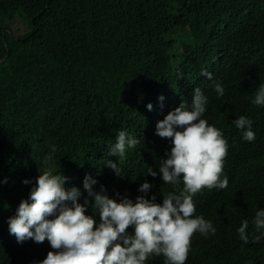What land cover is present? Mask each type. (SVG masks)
I'll return each mask as SVG.
<instances>
[{
	"label": "trees",
	"instance_id": "16d2710c",
	"mask_svg": "<svg viewBox=\"0 0 264 264\" xmlns=\"http://www.w3.org/2000/svg\"><path fill=\"white\" fill-rule=\"evenodd\" d=\"M18 17L29 28L16 31ZM204 71L221 83L223 96ZM261 83L264 0H0V264H33L52 250L47 239L18 242L9 231L49 155L54 173L67 177L65 187H78L79 201L88 200L97 226L94 198L84 189L88 175L96 191L118 202L125 195L135 200L145 180L153 185L148 198L161 204L163 194L182 188L147 169L158 171L172 146L156 134L157 122L190 103L196 87L208 98L202 118L228 142V186L193 197L195 215L216 232L194 234L186 264H241L251 253L237 231L245 219L249 238L263 239L255 252L261 260L251 264H264V229L257 232L249 220L264 209V106L252 104ZM241 115L252 120L254 141L233 123ZM120 130L140 141L123 163L109 155ZM107 160L117 161L120 175Z\"/></svg>",
	"mask_w": 264,
	"mask_h": 264
},
{
	"label": "clouds",
	"instance_id": "9594fccd",
	"mask_svg": "<svg viewBox=\"0 0 264 264\" xmlns=\"http://www.w3.org/2000/svg\"><path fill=\"white\" fill-rule=\"evenodd\" d=\"M202 74L212 80L214 90L223 96L224 88L213 80L212 73L204 71ZM160 99L163 100V96ZM207 101L201 88L196 87L190 103L183 101L156 124V134L169 138L172 146L166 153L167 158H161L158 171L150 166L147 174L160 175L164 184H183L177 191L163 194L162 204L156 202L155 195L148 198L153 185L147 180L140 185L141 195L135 200L125 195L118 202L103 190L96 191L93 185L97 181L88 175L84 189L94 198L95 210L99 213L97 226L96 218L86 212L88 200L79 201L80 189L76 186L67 189V177L61 172L54 173V165L48 164L53 156L45 157V167L40 168L41 174L29 199L23 200L17 214L9 219L10 234L18 242L49 241L52 250L42 261L38 256L33 258V264H148L150 256L161 255L165 258L164 264H186L194 234L199 232L207 237L216 232L211 221L195 215L193 197L205 188L228 186V178L223 173L228 142L220 129L202 118ZM252 104L264 106V83L254 93ZM147 107L152 110L153 105L149 103ZM233 123L241 130L245 141H254L251 119L241 115ZM139 143L137 138L120 130L109 155L117 156L123 163L126 150L136 148ZM56 150L52 146L51 153ZM105 164L117 175L121 174L117 161L107 160ZM257 210L255 217L252 215L249 220L254 219L255 230L259 232L264 229V209ZM130 227H134V234L128 232ZM248 227L245 219L237 230L242 244H246L242 250L245 254L251 252L240 259L241 264H251L253 258L261 260L255 252L263 239L256 234L249 238ZM46 247L37 249L40 256Z\"/></svg>",
	"mask_w": 264,
	"mask_h": 264
},
{
	"label": "rangeland",
	"instance_id": "374dc122",
	"mask_svg": "<svg viewBox=\"0 0 264 264\" xmlns=\"http://www.w3.org/2000/svg\"><path fill=\"white\" fill-rule=\"evenodd\" d=\"M12 26L14 27V29H15L16 31H17V29H19V28H21L22 30H26V29H27V22H26L24 19L18 17V18L14 21V23L12 24ZM184 31H185L184 29L180 30V31H179V35H180L181 33H183Z\"/></svg>",
	"mask_w": 264,
	"mask_h": 264
},
{
	"label": "bare ground",
	"instance_id": "6f19581e",
	"mask_svg": "<svg viewBox=\"0 0 264 264\" xmlns=\"http://www.w3.org/2000/svg\"><path fill=\"white\" fill-rule=\"evenodd\" d=\"M5 31H6V30L4 29V34H5Z\"/></svg>",
	"mask_w": 264,
	"mask_h": 264
}]
</instances>
